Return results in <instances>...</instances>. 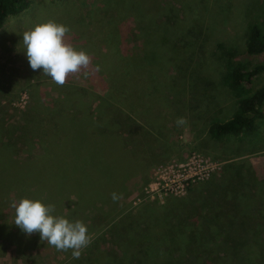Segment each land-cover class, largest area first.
I'll use <instances>...</instances> for the list:
<instances>
[{"label": "trees", "instance_id": "16d2710c", "mask_svg": "<svg viewBox=\"0 0 264 264\" xmlns=\"http://www.w3.org/2000/svg\"><path fill=\"white\" fill-rule=\"evenodd\" d=\"M197 1L100 0L101 10L110 16L105 22L110 30L103 37L107 50L95 51V32L88 34L80 23L76 26L80 35L74 34L71 40L91 56L90 75L73 74L75 83H65L67 90L55 99H40L36 112L26 114L21 123L3 122L0 111V218L11 201L42 199L55 206V215L82 220L92 237L79 259H74L71 249L57 250L42 241L39 232L29 236L5 220L0 221L1 250L8 240L25 264H37L31 259L41 249L51 248L64 254L69 264H264V187L258 189L264 185V175L249 160L240 164L244 160L226 158L221 170L186 195L131 209V195L150 178L149 159L162 144L171 143L166 141L165 110L175 106L178 111L188 110V115L201 113V106L194 108L187 97L192 83L187 70L194 59L186 56L205 36L200 25L205 24V10L199 11L200 23H193L188 14ZM222 1L217 7L212 2L214 10L206 24L212 25L217 13L227 10L230 4ZM31 3L0 0V27ZM182 8L187 12L182 13ZM252 24L246 34L247 52L263 53L264 29ZM216 41L222 49L216 62L228 56L217 68L210 66L220 70L221 80L217 85L202 75L199 82L209 80L217 89L228 87L237 98V111L226 121L216 118L207 124L197 117L196 123L204 126L210 141L220 143L231 136L252 134L264 117V84L251 90L254 77L264 72V62L249 69L233 61L234 48L219 36ZM179 59L183 60L178 66L181 72L175 74L173 66ZM96 83L100 91L91 87ZM40 86L41 82L36 85ZM17 148L30 152L23 157ZM218 173L221 179L216 178ZM113 193L118 199L113 200ZM214 196L219 200L215 205ZM225 205L228 212H219ZM245 207L250 209L243 214L239 210ZM105 228L111 235L108 250ZM213 230L219 233L214 239L217 248L209 244Z\"/></svg>", "mask_w": 264, "mask_h": 264}, {"label": "rangeland", "instance_id": "374dc122", "mask_svg": "<svg viewBox=\"0 0 264 264\" xmlns=\"http://www.w3.org/2000/svg\"><path fill=\"white\" fill-rule=\"evenodd\" d=\"M214 1L215 3L213 5L216 7L223 2L222 0H209L208 2L206 0H199L194 6L188 9V14L193 23L195 21L196 23H200L201 19L200 16H198L200 10L204 9L207 13L204 20L205 24H200L203 25L201 29L205 36L201 37L200 44L194 43L192 53L187 56L185 55L187 59H190L192 56V59H194L192 64L189 65L190 68L187 70L188 80L192 82L187 97L191 98L194 108L195 104L201 106L198 111H201V113H198L201 114V116H198L197 112H190V115H188V110L183 109L178 111V108L175 106L165 110L169 125L167 129L169 138L166 139V141L167 143H169V141L171 143L162 144V147L155 151L154 154L156 155L149 159L151 167L150 178L143 189L133 193L129 200L132 205L131 209L133 210L142 207V205L147 202H158L149 199L138 201V198L144 194V189L150 182L153 171L157 165L172 162L174 159L180 161L186 160L193 153L205 154L222 163L224 162V165L226 164V158L229 160L232 158L244 160L240 164H244L245 160H249L258 173L261 176L264 175V117L258 120V127L252 134H243L241 137L238 136L240 139L235 138L237 136H231L221 140L220 143L210 141L208 139L209 135L206 134L207 130L204 132V126H199L196 123L199 122L197 117L206 121L207 124L211 123L216 118L221 121H226L231 119L233 114L237 111V98L231 94L232 91L228 87L219 85L220 89H217V86L211 85L209 80H206V84L204 81L199 82V78L202 75H206L214 84L219 83L221 80L222 76L220 70H214L213 68H217L220 62L224 63L228 56L224 55L223 58L220 59V62H216V59L221 57L220 50L222 49L218 47L219 44L217 41L214 43V38L216 39V37L219 36L222 43L236 50L233 56L234 62H241L248 66L249 69L264 62V52L250 54L246 49V34L248 33L249 26L253 25L252 23H258L264 29V0H227L230 4L226 6L227 10H220L216 17L211 20V23H213L212 25L206 24V21L209 20L207 17L210 15V12L214 10L212 5ZM176 6L179 7L180 4ZM187 6L189 7V5ZM180 11L182 13L187 12L186 8H182ZM115 15L120 16L121 19L125 18L129 23L131 22V19L122 13H116ZM49 19H53L69 27L70 31L66 39L71 44H74L71 41L73 40L74 34L80 35L81 33V30L76 28L80 23L82 29H85L88 34L91 35L95 32L92 38L95 51L102 52L107 50V42L103 37L106 32L110 30V26H105V22H109L110 16L107 15L105 11L101 10L100 0H32L28 9L18 15L8 17L4 26L0 27V111L4 116L3 122L21 123L26 114L29 115V113L36 112L35 109L40 99L43 100L42 98H46L50 101L68 88L64 85H57L56 83L52 86V82L54 81L51 77L44 75L42 69L33 71L30 67L23 45V32L29 30L34 24ZM90 19H93L94 22ZM96 28L103 30V32H96ZM213 31L216 33L214 32V35L211 37L210 35ZM203 37L206 38L203 39ZM181 61L183 60L179 59L178 65L175 62L173 66L175 74L181 72L178 68V66L182 64ZM213 64L215 65L213 66ZM210 66H213V68ZM94 72L96 71L94 70ZM171 74L170 72V76ZM76 80L74 75H70L66 83H75ZM39 82H41L40 88L36 87ZM263 84L264 72L254 77L251 90L254 91ZM206 85L208 86L206 87ZM96 86L97 83L91 85L93 88ZM196 87H198L196 90L199 91L197 98H195ZM95 89L98 91L101 90L100 86H97ZM177 92L180 93V91ZM38 108L40 109V107ZM181 117L184 118L185 122L178 124V118ZM36 148L38 151L39 146H36ZM17 149L23 157L30 152L25 148ZM220 173L216 174V178H222ZM263 187L264 185L262 184L258 189ZM239 199L241 202H244L243 198L240 196ZM218 201V197L214 196L212 204L215 205ZM13 202L14 201L9 202L4 208V216L0 218L1 222L7 220L9 223L14 224L15 209L12 207ZM244 203L247 204L246 202ZM248 209H250V207L241 208L239 211L246 214L248 213ZM219 212L227 213L228 207L225 205L224 208L219 209ZM254 214L259 215L256 211ZM103 231L107 238L104 248L108 250L110 248L111 235L107 228ZM218 235L219 233L214 230L210 233L211 241L209 244L214 248H217L219 245L214 243V239ZM110 254H114V249H112ZM32 260H36L37 264H69L64 254L54 251L52 248L50 250L41 249L31 261ZM0 264H25V259L23 256L18 255L16 246L6 239L2 250L0 249Z\"/></svg>", "mask_w": 264, "mask_h": 264}, {"label": "clouds", "instance_id": "9594fccd", "mask_svg": "<svg viewBox=\"0 0 264 264\" xmlns=\"http://www.w3.org/2000/svg\"><path fill=\"white\" fill-rule=\"evenodd\" d=\"M70 31L63 23L53 19L34 24L23 32V45L33 71L42 69L43 74L60 86L70 75L82 73L87 78L91 56L85 49H78L67 41ZM83 70V71H82ZM178 124L184 118H178ZM118 199L113 193V200ZM14 224L31 236L39 232L42 241L60 251L72 250V257L79 259L82 249L87 247L92 237L88 226L82 220H70L63 215L54 214V205L46 204L42 199L22 198L14 201Z\"/></svg>", "mask_w": 264, "mask_h": 264}, {"label": "built area", "instance_id": "2783aa9c", "mask_svg": "<svg viewBox=\"0 0 264 264\" xmlns=\"http://www.w3.org/2000/svg\"><path fill=\"white\" fill-rule=\"evenodd\" d=\"M223 163L202 153H193L186 160L157 165L144 194L138 201L149 199L164 202L169 196H184L195 184L211 178Z\"/></svg>", "mask_w": 264, "mask_h": 264}]
</instances>
